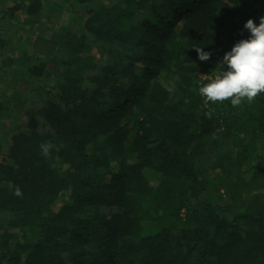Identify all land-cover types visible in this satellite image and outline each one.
I'll list each match as a JSON object with an SVG mask.
<instances>
[{"label":"trees","instance_id":"1","mask_svg":"<svg viewBox=\"0 0 264 264\" xmlns=\"http://www.w3.org/2000/svg\"><path fill=\"white\" fill-rule=\"evenodd\" d=\"M6 1L0 264H264V93L198 92L264 0Z\"/></svg>","mask_w":264,"mask_h":264},{"label":"clouds","instance_id":"2","mask_svg":"<svg viewBox=\"0 0 264 264\" xmlns=\"http://www.w3.org/2000/svg\"><path fill=\"white\" fill-rule=\"evenodd\" d=\"M244 28L249 35L224 53L215 77L198 87L205 103L229 100L235 107L264 93V16L259 18V23L247 19ZM195 49L200 61L210 59V52L202 47ZM41 148L48 155L49 146L45 144Z\"/></svg>","mask_w":264,"mask_h":264},{"label":"rangeland","instance_id":"3","mask_svg":"<svg viewBox=\"0 0 264 264\" xmlns=\"http://www.w3.org/2000/svg\"><path fill=\"white\" fill-rule=\"evenodd\" d=\"M59 1V0H58ZM0 5L2 8H6L7 6V1L6 0H0ZM80 12L83 14L85 13L84 10H80ZM53 19L56 21V22H60V19L59 17H56L54 16ZM3 25V28H7L9 27V31L8 33L10 34H13V33H18L22 42H24V46H18L15 50V52H12V54H15L16 56H22L25 51H29L30 47L28 46V41L29 40H33L35 37H34V34H32L30 32L31 30V27L25 23V16L23 15L22 12H18L17 13V16L14 18V21L13 23L10 25L8 23L4 24L2 23ZM67 27L70 29V30H74V31H77V32H82L83 31V26L81 23L77 22V21H73V22H67ZM44 28H47V27H44ZM56 29H59V25H56L55 26ZM6 30V29H5ZM50 29H46L45 32L49 35L50 33ZM22 44V45H23ZM11 53V52H10ZM3 98V94L0 92V99ZM13 113H10L8 117H5L4 120H3V125H0V143L3 144L4 147H6V139H7V134H5V127L9 124H12V122H23L24 124L27 123V121L30 119V117L32 116V114L30 112H21L20 108L18 106H15L13 107ZM21 112V113H20ZM20 115L19 118L18 116L16 115Z\"/></svg>","mask_w":264,"mask_h":264}]
</instances>
